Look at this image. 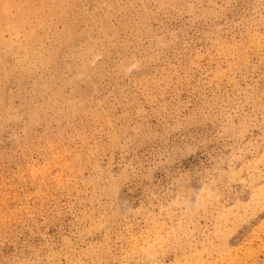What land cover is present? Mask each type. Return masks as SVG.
Masks as SVG:
<instances>
[{"label": "rangeland", "instance_id": "374dc122", "mask_svg": "<svg viewBox=\"0 0 264 264\" xmlns=\"http://www.w3.org/2000/svg\"><path fill=\"white\" fill-rule=\"evenodd\" d=\"M0 264H264V0H0Z\"/></svg>", "mask_w": 264, "mask_h": 264}]
</instances>
